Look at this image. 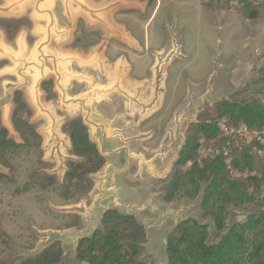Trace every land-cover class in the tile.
Wrapping results in <instances>:
<instances>
[{"label": "rangeland", "instance_id": "obj_1", "mask_svg": "<svg viewBox=\"0 0 264 264\" xmlns=\"http://www.w3.org/2000/svg\"><path fill=\"white\" fill-rule=\"evenodd\" d=\"M158 2L160 13L155 24L164 27L165 32L162 28L161 34L167 39L166 48L171 50H168L169 75L165 87L168 108L162 111L161 126L153 123V127L159 130L158 137H167L162 144L164 149L174 150L184 141L187 128L197 121L200 113L244 88H247L245 96L253 93V88L247 85L264 62V0H257L259 17L255 20L244 16L238 0H210L207 4L203 0ZM165 2L167 9L162 8ZM6 3L7 0H0V128L6 129L12 141L24 143L11 120L15 108L13 99L18 92L29 110L27 122L37 137L31 140L30 147L20 148L11 155V167L0 163L3 175L0 178V264H17L56 241L63 251L59 264H73L77 239L90 234L92 227L100 226L99 214H93L94 220L88 216L92 214L90 206L97 194H84L67 201L59 195L67 164L77 159L62 126L75 117L68 109L69 102L53 90L44 58L29 60L27 47L17 42L32 27V22L26 16L14 18L17 8L15 12H7ZM147 15L146 12L143 16ZM32 40L31 36L26 37L27 43L31 44ZM244 131L240 133L241 138ZM175 138L177 143L175 140L171 143ZM155 143L158 142L153 143L154 147L159 148ZM210 149L211 145H204L201 154H207ZM258 155L263 159L264 151ZM174 161L171 160L172 166ZM41 176L53 177L54 184L43 186ZM164 176L160 173L161 178L153 176L147 181L155 197L148 201L150 206L123 205L146 230L143 258L151 264H166V234L182 219L192 217L209 223L211 241L222 234L209 217L202 216L201 195L175 196L164 202L161 199ZM26 183L30 185L25 186ZM111 194L105 201L117 206L119 202ZM244 214L243 210L233 209L226 224L243 220ZM74 216L77 221L71 225Z\"/></svg>", "mask_w": 264, "mask_h": 264}, {"label": "trees", "instance_id": "obj_2", "mask_svg": "<svg viewBox=\"0 0 264 264\" xmlns=\"http://www.w3.org/2000/svg\"><path fill=\"white\" fill-rule=\"evenodd\" d=\"M208 2L203 0L204 4ZM238 3L246 18L259 17L257 0ZM247 87L253 88L250 96L244 95L247 88L237 91L200 113L189 125L161 186L165 202L175 196L201 195L202 216L209 217L222 234L211 241L209 223L192 217L180 220L166 234V264H264V158L258 157L264 151V62ZM13 100L11 120L24 143L12 141L6 129L0 128V163L9 167L11 155L30 147L37 137L27 122L29 110L18 92ZM62 131L68 135L71 152L77 158L68 162L59 187L60 197L67 201L91 190V175L100 170L104 158L81 118L67 121ZM204 145H211V149L202 155ZM40 178L43 186H52L55 181L49 176ZM236 208L245 212L244 219L227 225L229 213ZM72 219L70 224H76L77 217ZM146 240V230L133 214L109 208L103 212L100 226L77 239L73 264H151L143 258ZM62 254L56 241L17 264H59Z\"/></svg>", "mask_w": 264, "mask_h": 264}, {"label": "crops", "instance_id": "obj_3", "mask_svg": "<svg viewBox=\"0 0 264 264\" xmlns=\"http://www.w3.org/2000/svg\"><path fill=\"white\" fill-rule=\"evenodd\" d=\"M158 1L6 3L7 12L17 8L14 18L26 16L32 22L18 44L31 46L30 50L26 48L29 60L44 58L53 90L69 102L68 109L75 118H81L104 158L100 170L91 175L93 186L87 193L97 194L95 198L99 199L93 198L90 206L92 214L88 216L92 220L93 214H99L101 219L106 209L121 211L125 204L150 206L148 201L155 197L147 181L153 176L161 178L160 173L165 174L162 180L167 177L171 160L177 158L183 143L174 150L164 149L162 144L168 139L165 135L158 137L159 130L153 127V123L161 126L162 111L168 108L165 87L171 50L166 48L167 39L161 34L164 27L155 24L160 13ZM166 2L162 8L167 7ZM146 12L148 15L143 16ZM28 35L33 39L31 44L26 42ZM173 45L179 46L176 42ZM174 140L177 143V138L171 143ZM154 142L159 148L154 147ZM168 158L170 162H166ZM111 192L119 202L117 206L105 201L113 196ZM122 212L128 213L125 209Z\"/></svg>", "mask_w": 264, "mask_h": 264}]
</instances>
